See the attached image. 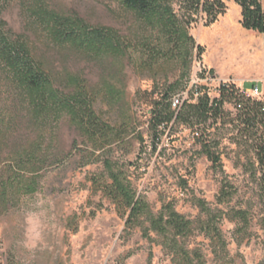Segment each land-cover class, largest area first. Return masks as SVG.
I'll use <instances>...</instances> for the list:
<instances>
[{"label":"rangeland","instance_id":"374dc122","mask_svg":"<svg viewBox=\"0 0 264 264\" xmlns=\"http://www.w3.org/2000/svg\"><path fill=\"white\" fill-rule=\"evenodd\" d=\"M232 1L226 0L227 10ZM50 13L123 32L132 18L120 0H0L5 33L30 47L55 77L80 76L94 87L110 80L119 86L112 79L119 64L112 67L108 62L68 56L57 48L47 36ZM211 25L204 26L199 19L190 26L189 34L203 52L198 57L193 50L186 88H177L174 97L188 98L192 85L204 86L211 97L217 95L216 82L201 76L203 55L213 37ZM173 72L170 66V82ZM123 79V102L111 105L100 98L99 109L105 117H123L128 122V133L123 143L113 147V157L123 165L150 213L130 232L124 229L125 217L91 182L93 177H102L101 162L93 158L81 166L77 151L70 154L75 132L61 120L46 131L48 153L58 150L62 162L39 166L37 190L21 196L12 207L0 208V264H264V164H258L254 151L260 128L241 134L234 125L209 127L210 147L219 158L213 164L196 139L200 128L191 130L176 122L156 131L151 127V100L158 98V88L147 73L139 74L126 65ZM22 108V97L0 71V133L6 156L18 145L40 139L44 130L30 125ZM223 108L231 116L235 112L231 103H224ZM222 187L229 196L220 200ZM196 199L220 215L223 242L211 241L197 228L204 214ZM165 203L194 222L192 234L181 241L188 257L169 254L154 232L149 237L143 234L150 216ZM237 210L245 211L246 226L235 218Z\"/></svg>","mask_w":264,"mask_h":264},{"label":"trees","instance_id":"16d2710c","mask_svg":"<svg viewBox=\"0 0 264 264\" xmlns=\"http://www.w3.org/2000/svg\"><path fill=\"white\" fill-rule=\"evenodd\" d=\"M233 1L240 7L241 26L262 32L264 0ZM120 5L132 18L126 31L93 26L78 17L50 13L47 32L48 38L68 56L96 63L108 62L112 67L119 64L118 69L114 67L112 77L119 86L110 80H103L99 87H94L80 76L55 77L30 47L11 39L0 24V71L22 97L24 118L30 125L44 129L40 139L18 145L7 156L0 133V208L12 207L21 196L37 190L39 166L62 162L58 150L48 153L50 136L46 131L62 120L75 132L70 154L77 151L81 166L93 162V158L101 162L102 177H93L91 182L113 204L117 213L125 217L124 229L130 232L141 224L142 217L150 213L148 205L136 194L123 165L113 157V147L123 143L128 133V122L123 117H105L99 109L100 98L111 105L123 102L126 65H131L139 74L147 73L158 88V98L151 100L150 111V123L155 131L170 122L191 130L200 128V134L196 131V139L201 152L216 164L219 158L210 147L209 127L219 129L234 125L241 134L259 127L254 151L258 164H264L263 99L243 96L233 81L221 83L214 97L201 85H192L188 98L174 97L177 88L182 85L186 88L184 79L190 72L193 50L198 57L203 52V47L189 34L190 26L199 19L204 26L214 23L227 10L226 0H120ZM170 66L174 67L171 82L168 81ZM201 74L202 77L214 76L213 70L206 68L201 69ZM174 99H177L175 105ZM224 103L232 104L235 110L232 116L224 110ZM2 122L0 114V129ZM227 196L228 189L222 187L220 200ZM195 201L204 214L197 222L199 231L211 241L223 242L218 226L220 215L207 207L204 200ZM234 216L246 226L245 211L237 210ZM193 229L192 220L177 212L171 203H165L159 212L150 216L143 234L149 237V232H154L162 238L163 249L183 258L188 254L181 241L188 238Z\"/></svg>","mask_w":264,"mask_h":264},{"label":"crops","instance_id":"0c3cea01","mask_svg":"<svg viewBox=\"0 0 264 264\" xmlns=\"http://www.w3.org/2000/svg\"><path fill=\"white\" fill-rule=\"evenodd\" d=\"M209 31L213 37L203 55V67L212 69L217 79L245 87L257 85L264 95V30L243 28L240 7L232 1Z\"/></svg>","mask_w":264,"mask_h":264},{"label":"built area","instance_id":"2783aa9c","mask_svg":"<svg viewBox=\"0 0 264 264\" xmlns=\"http://www.w3.org/2000/svg\"><path fill=\"white\" fill-rule=\"evenodd\" d=\"M211 77V76H210ZM217 84L216 88H217V93H218V87L221 83H229L230 79H224V80H221V79H217L215 78L214 76L211 77ZM236 86L238 87V90L239 92L243 95V96H246V97H251V98H254V99H258V100H264V95L262 93V91L260 90V88L257 86V85H252L250 87H245L243 85H237ZM177 103V99H174L173 101V105H175Z\"/></svg>","mask_w":264,"mask_h":264}]
</instances>
